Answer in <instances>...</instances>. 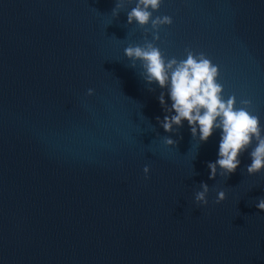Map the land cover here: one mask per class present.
<instances>
[{"label":"water","instance_id":"95a60500","mask_svg":"<svg viewBox=\"0 0 264 264\" xmlns=\"http://www.w3.org/2000/svg\"><path fill=\"white\" fill-rule=\"evenodd\" d=\"M137 2L39 0L0 44V264H264L257 141L210 178L219 130L165 131L167 89L125 54L206 53L264 130V0H161L155 26Z\"/></svg>","mask_w":264,"mask_h":264},{"label":"clouds","instance_id":"9594fccd","mask_svg":"<svg viewBox=\"0 0 264 264\" xmlns=\"http://www.w3.org/2000/svg\"><path fill=\"white\" fill-rule=\"evenodd\" d=\"M161 0H138L136 7L128 13L129 22L141 25L150 21L153 25L171 24L172 17H157L152 20L151 10L158 9ZM129 58L143 62V75L148 83H157L167 89L158 97L166 114L160 120L165 131L171 132L174 126H183L185 120L191 133L200 141L206 142L220 132L218 155L215 161H210V178H215L218 167L222 174L234 173L240 166V155L257 141L250 153L252 162L248 165L249 173L264 171V130L260 118L248 107H236V96H224V85L220 82V66L204 52L187 50L186 58L165 59L158 47L151 44L146 47L130 46L125 49ZM171 100V104L168 100ZM251 105L250 99L241 101ZM168 144L176 141L169 137ZM204 191L198 192L196 200L207 203L208 185H203ZM218 201L226 199V193L218 194ZM256 207L264 210V197L260 198Z\"/></svg>","mask_w":264,"mask_h":264}]
</instances>
